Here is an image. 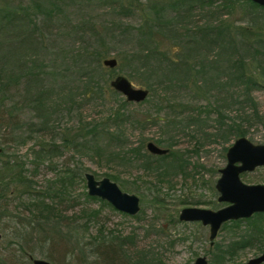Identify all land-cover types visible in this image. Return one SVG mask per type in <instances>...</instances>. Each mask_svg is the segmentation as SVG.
Wrapping results in <instances>:
<instances>
[{
  "label": "trees",
  "instance_id": "trees-1",
  "mask_svg": "<svg viewBox=\"0 0 264 264\" xmlns=\"http://www.w3.org/2000/svg\"><path fill=\"white\" fill-rule=\"evenodd\" d=\"M14 4L9 0L0 4V36L5 42L2 43L4 49H0V162L6 158L0 166V220L8 219L15 224L13 240L24 242L21 251L30 259L39 251L36 245H31L35 234H43L38 243L53 240L56 234L60 237L58 233L64 230L61 219L70 218L59 215L58 207L69 201L73 189L85 180L84 175L76 171L79 167H66L65 171L58 172L55 180L47 181L45 190L37 189L35 176L47 160V167L53 171V156L64 155L60 154L62 149L70 148L73 159L88 156L99 159L100 164L123 166V163L141 161L145 171L157 175L159 183L169 184L167 178L188 175L183 154L171 150L175 143L169 139L157 142L168 147L169 152L163 156L148 154L144 144L130 147L125 123L132 119L127 113L131 102L127 100L106 121L88 120L84 124L78 116L76 133L72 134L71 127L62 128L64 113L78 110L79 102L99 107L106 105L102 103L106 102L109 92L121 97L102 76L105 67L101 61L109 55L115 54L120 67L125 66L133 73L130 77L141 78L150 91L149 98L165 96L158 98L163 105L158 107L156 115L166 111L168 128L165 132L168 134L179 128L192 130L194 135L190 138H197L195 153L204 142L214 143L220 138L229 142L231 137H246L252 127L264 124V116L259 114L252 98L254 91L264 90V8L249 0H21L19 7H13ZM102 13L113 15L117 23L97 26ZM133 15L140 19L137 25L126 23ZM56 25L62 38L70 40V50L62 47L59 40L54 48L45 46L49 37L43 29L53 30ZM70 60L73 65H79L77 78L71 74ZM22 82L26 92L25 107L35 112L37 118L26 124L18 121L20 102L10 106L7 96ZM158 89L162 92L157 93ZM188 91H193V98L206 102L207 106H202L196 115L190 112L183 117L188 106L177 100L188 97ZM71 107L75 108L71 110ZM231 111L237 114L229 116ZM206 112L208 116L202 118L200 115ZM212 114L213 133L205 131ZM151 120L152 124L163 122L154 114H145L134 121L147 126ZM35 135L49 136L52 140L42 141L38 150H31L35 166L29 174L31 170L26 168V163H19L8 149L11 145L26 144ZM107 176L129 190L128 181L124 182L115 174ZM12 187H15L13 192L17 193L19 206L23 205V198L27 199L24 207L30 213L24 218L7 210ZM83 196L88 203H100L98 209L82 210L89 222L99 219L106 208L115 211L103 200L88 193ZM154 201L160 202L157 198ZM136 218L141 219V216L138 214ZM242 222L249 231L227 245L217 244L212 264H226L238 251L260 247L264 214L226 223L224 227H238ZM65 228L70 231L67 237L77 241L74 249L84 256L101 254L107 264H127V261L129 264H162L151 252H140L132 261L128 250L129 245H136L133 235L108 238L101 229L90 244L89 252L88 246L75 237L80 236L79 232L70 226ZM39 254L57 262L44 251ZM0 264L13 263L0 257Z\"/></svg>",
  "mask_w": 264,
  "mask_h": 264
},
{
  "label": "rangeland",
  "instance_id": "rangeland-1",
  "mask_svg": "<svg viewBox=\"0 0 264 264\" xmlns=\"http://www.w3.org/2000/svg\"><path fill=\"white\" fill-rule=\"evenodd\" d=\"M6 1L8 0H0V4H4ZM9 1L15 2L13 7L20 6L19 3L21 0ZM107 12H110V10H107ZM96 14L100 13L97 12ZM104 14L105 13H102L99 18L97 26H112L114 23H117L116 17ZM139 21V17L134 16L126 21V23L137 25ZM56 27L57 25L53 27V30L52 28L43 29L45 36L49 37L48 41L45 40V46H53L54 48L57 44L56 41L59 40L62 47L70 50V40L63 39V34L56 31ZM65 33H67V31H65L64 34ZM52 34L53 43L51 42ZM2 40L3 38L0 36L1 50L4 49L2 45L5 44ZM115 58H117L115 54L109 55L101 61V64L104 66L105 60ZM47 59L49 60V57H47ZM70 63L72 65L71 74L77 78L79 75V65H73L71 60ZM103 73L104 74H101L106 78L109 87H111V82L115 80V78L118 76H124L129 79L135 87L147 89L142 84L143 81H141V78L137 77V75L130 77L129 75H133V73H131L125 66L120 67V62L114 69L105 67ZM23 84L24 82H22L21 86L18 88H13L8 92L7 96L10 98V106H12L13 102H20L22 109L18 121L26 124L31 121H37V118L35 112L27 110L25 107L26 92ZM161 92V89H158L157 93ZM188 93V97L182 96L183 99H180L179 97V100H177L178 103L181 102L188 106V109L183 111V117H185V115L187 116L190 112L191 114L196 115L199 109L202 110V106H207L206 102L193 98V91H188ZM164 97L159 96L158 98ZM158 98H153L151 96L149 102L145 101L141 104L129 103L128 107L126 106L127 113H129L132 118L131 121L125 123L126 132L129 138L128 142L131 144L130 147H137L144 144L146 152L150 154L147 150L148 143L153 142L159 148L168 150V147L163 145V143L158 144V140L163 141L164 139L166 141L169 139V141H173L175 145L173 144L171 150L183 154V159H185L187 164L185 172L188 173V175L184 177L182 174H179L167 178L169 184H167V182L159 183L157 175L145 171L141 166V161L127 165L126 163H123V166H116L114 164L108 165L106 162L100 164L99 159L95 158L93 160L88 156H75L73 159V157L71 158L73 153L70 148L62 149V153L60 154L64 155L53 156V171L47 167L49 160H47L40 168L38 175L35 176V180L38 183L37 189L45 190V188H47V181L50 179L55 180L57 174H59L58 172L65 171L66 167L71 169L79 167L76 170L77 172L82 173L84 177L87 173L94 174L97 180L107 178L108 174H115L124 182L128 181L127 185H129V190L121 187L123 191L129 194H135L140 198L141 212L139 215L141 216V219L136 218L138 215L131 217L115 209V211H112L106 208L99 219L95 222H89L88 217L82 213V210L98 209L100 203H88L83 196V193H88L87 182L84 178L85 180L82 183L77 184L73 189L71 199L58 207L59 215L62 214L63 216L70 218V220H67L66 218L61 219V222L64 225V230L61 229V233H58L60 234V237L56 234L53 236V240L49 239L46 242L41 240V242L38 243V238H42L43 234H35L31 245H36L39 251H37L38 254L34 255L32 258L44 259L51 264H107L105 258L101 254L92 255V253H88L87 256H84L80 254L78 250L74 249L77 241L72 237H67L69 236L68 233L70 231H68V228H65L66 226H70L72 229L79 232L78 234H80V236L75 235V237L82 241L84 245L88 246L87 250H89V252L91 250L90 248H92L90 244L93 242V239L100 234L101 229H104V235L108 238H112L113 235L121 238L132 235L135 237L136 245L133 247H130L129 245L128 250V254L133 257V259H131L132 261L137 258V255L140 252H151L161 260L162 264H193L198 257H205L208 260V263L212 264V259L217 252L215 247L217 244L227 245L239 236L244 235L245 232L249 231V227L245 222L238 224V227H233L231 225L224 227L223 225L214 240V245L211 247L209 244L208 227H204L200 223L180 222L178 220L179 213L184 208H202L216 211L227 206V204L219 203L217 201L219 195L215 189V184L220 177L219 171L223 169L227 163L225 149H228L236 139L231 137L229 142H223V139L220 138L219 141L214 143L204 142L203 147H198L197 150L199 151L195 153L197 138H190L191 135H194L192 130L181 131L179 128L169 134L165 132L168 128L165 124L167 118L164 113H166V111L162 110L161 114L156 115L158 107L163 105V102H161L162 100ZM252 98L259 114L264 116V90L254 91L252 93ZM124 100L127 99L122 94L121 97H119L111 92L106 94V102L102 103L106 104L105 106H89L87 102H82L80 100L81 102H79L77 106L81 107L78 110L76 109L73 112L72 109L75 107H71V113H73V115L69 116L71 113L68 111L64 113L62 128L71 127L72 134L76 133L77 131L75 130L78 128L77 125L79 123L78 116L81 117V122L84 124H86L88 120L98 122H101L102 120L106 121L110 114H113L118 108H120L122 105L121 103ZM194 108H196V110H193ZM176 109L178 111L180 110L178 107H176ZM145 114L160 116L163 119V122L152 124L153 120H151L147 126H142L140 123L138 124L134 121ZM207 114L208 112L203 113L200 116L206 118L208 116ZM235 114L237 113L235 112ZM235 114L231 111L229 116H234ZM169 116L172 119V116ZM59 117L60 114L57 118L59 119ZM213 117L214 115L212 114L207 119V121H209L208 128L205 130L206 132H214ZM81 122L80 127H82ZM245 138L249 139L253 144L264 145V124L252 127ZM51 140L52 139L49 136L43 137L42 135H35L24 145H11L8 151L17 157L19 163H26V168L31 170L29 172V174H31L35 166V164L33 165L32 163L34 155L31 153V150H38V144L40 142H51ZM63 150H65L64 153ZM7 156H9L8 153L6 154V157ZM3 160H6V158L4 157L1 162H3ZM240 178L241 181L247 185H264V167H259L251 173L242 174ZM117 184L120 186L119 183ZM14 190L15 187H12V193L8 196L7 210L10 214H14L15 216L20 215L21 218H24L23 216H28L30 213L29 211L27 212L24 207V204L27 203V199L23 198L21 201L23 205L19 206V200H16L17 193L13 192ZM155 198L160 202H155ZM56 216L58 215L56 214ZM75 216L81 217L79 219L77 218L78 220H72ZM11 222L12 221L8 219L3 221L0 220V233L3 235V240L0 243V257L13 264H33L32 259L21 251V246L24 242L18 243L13 240L15 224ZM230 223L231 222H228L227 224ZM261 243L260 247L253 246L238 251L234 258L226 260V264H246L249 260L260 256L264 253V237L262 238ZM41 251H44L50 256H54L58 263L39 254ZM73 253H75V255H73ZM127 264H129L128 261Z\"/></svg>",
  "mask_w": 264,
  "mask_h": 264
},
{
  "label": "water",
  "instance_id": "water-1",
  "mask_svg": "<svg viewBox=\"0 0 264 264\" xmlns=\"http://www.w3.org/2000/svg\"><path fill=\"white\" fill-rule=\"evenodd\" d=\"M253 4L264 8V0H249ZM104 66L114 69L118 66L116 59L104 61ZM111 87L126 97L128 102L141 104L150 96L148 89L137 88L124 76H118L111 82ZM147 150L155 156H163L167 149L159 148L155 143L147 144ZM2 149L0 148V156ZM226 166L219 171L220 177L216 181L215 189L218 193L217 201L227 204L216 211L202 208H184L180 211V222L200 223L209 228L211 245L217 237L220 228L228 223L249 219L255 214H264V185H247L240 176L251 173L259 167H264V145L253 144L249 139L242 137L226 151ZM88 195L107 202L115 210L131 217L141 212V200L135 194H129L110 178L97 180L94 174H85ZM3 235L0 233V243ZM33 264H51L44 259L31 258ZM193 264H209L205 257H198ZM246 264H264V253L249 260Z\"/></svg>",
  "mask_w": 264,
  "mask_h": 264
},
{
  "label": "flooded vegetation",
  "instance_id": "flooded-vegetation-1",
  "mask_svg": "<svg viewBox=\"0 0 264 264\" xmlns=\"http://www.w3.org/2000/svg\"><path fill=\"white\" fill-rule=\"evenodd\" d=\"M210 244V246L212 247L213 245H214V242H213V244L211 245V243H209ZM208 261V260H207Z\"/></svg>",
  "mask_w": 264,
  "mask_h": 264
}]
</instances>
